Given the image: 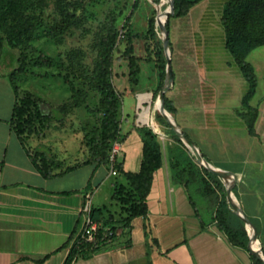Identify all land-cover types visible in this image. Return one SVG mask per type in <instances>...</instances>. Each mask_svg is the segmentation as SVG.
Listing matches in <instances>:
<instances>
[{"label":"crops","instance_id":"0c3cea01","mask_svg":"<svg viewBox=\"0 0 264 264\" xmlns=\"http://www.w3.org/2000/svg\"><path fill=\"white\" fill-rule=\"evenodd\" d=\"M229 1L202 0L186 16L169 20L172 76L169 83L165 78L162 89L167 86L164 98L175 109L169 113L171 130L187 148L178 133L196 146L205 162L221 171L210 169L223 185L224 174L233 182V206L247 217L264 262V95L252 104L258 91L256 79L255 93L248 101L252 111L244 107L250 86L226 46L222 19ZM140 41L145 43L143 37ZM149 41L151 50L161 49L156 39ZM165 55L167 59L166 50ZM138 58L137 82L129 81L126 90L135 97L132 109L138 120L145 123L143 116L147 112L149 119L161 80L153 62ZM144 71L153 82L140 90ZM15 102L12 85L0 74V264H65L90 217L86 206L108 205L115 184L124 182V177L112 176L109 165L95 163L69 173H62L68 167L60 165L52 171L56 176L44 178L28 156L32 152L11 129ZM153 128L158 129L156 122ZM143 145L138 133L127 135L115 162L125 172H137ZM162 155L164 165L155 174L148 215L118 227L115 240L73 264H251L248 254L232 247L215 223L200 217L187 176L178 173L173 159ZM112 177L119 179L111 182ZM199 220L205 224L203 231Z\"/></svg>","mask_w":264,"mask_h":264},{"label":"rangeland","instance_id":"374dc122","mask_svg":"<svg viewBox=\"0 0 264 264\" xmlns=\"http://www.w3.org/2000/svg\"><path fill=\"white\" fill-rule=\"evenodd\" d=\"M170 1H0V74L11 78L22 96L24 92H29L35 100H39L37 107L31 106V115L22 136L32 154L44 153L48 158L60 161L64 167L79 166L92 160L111 168L113 163L103 160L104 95L95 71L101 39L113 26L122 34L113 53L112 83L121 99L119 138L114 144H122L124 137L136 132L142 142L147 141L151 147L163 152L166 158L173 159L178 173L187 176L186 180L192 185L198 214L209 222L221 197L217 187L202 172L204 167L197 162L191 149L176 140L178 136L171 130L164 111L158 106L159 95L153 99L149 119L147 112L144 114L146 122L143 123L138 120L136 109H132L135 97L128 91L129 68L124 57L127 38H130L133 47L137 45L133 54L146 61L148 50L153 45L149 41L152 38L148 34L149 21L153 19L154 22L153 36L163 43L159 22L161 20L164 24L165 31ZM129 15L131 20L127 21ZM141 37L145 43L140 41ZM150 55L154 57L152 53ZM153 60L152 65L157 66V57ZM245 60L254 68L258 81L257 95L252 101L254 104L264 95V46L250 51ZM152 82V76L144 71L139 82L140 90L147 89ZM82 96L85 97L83 104L79 102ZM154 122L158 125L157 130L153 128ZM117 157L120 159V153ZM118 179L112 177L110 181ZM229 206L237 214L233 201L229 202Z\"/></svg>","mask_w":264,"mask_h":264},{"label":"trees","instance_id":"16d2710c","mask_svg":"<svg viewBox=\"0 0 264 264\" xmlns=\"http://www.w3.org/2000/svg\"><path fill=\"white\" fill-rule=\"evenodd\" d=\"M4 1V0H0ZM161 2V0H156ZM202 0H172L171 6L168 8L165 22V35L168 37V25L171 18H178L186 16L189 10ZM223 26L226 33V46L233 55L237 65L242 70L250 89L247 96L244 98L243 105L252 111L248 106V101L253 97L257 81L254 74V68L251 64L246 62V56L250 51L264 46V0H230L223 11ZM131 20V15L127 17V21ZM155 27L153 19L149 21L148 34L154 39ZM122 34L111 26L101 39V49L99 52L97 68L95 71L96 79L103 91L102 107L104 112V120L102 125L103 134V160L110 161L112 148L114 142L119 138V121L118 113L121 107L120 95L116 91L112 83L113 77V53L117 47V43L121 40ZM126 38L125 35H123ZM128 45L125 49V60L128 62L129 81L132 84L137 82V76L140 73V66L138 64L139 58L133 53V43L128 37ZM155 41L161 46L157 52L148 50L147 62L152 63L155 56L157 57V69L161 80V85L158 90H162L163 83L167 74V59L165 50L157 38ZM150 53L154 55L152 58ZM171 69V67H170ZM13 87L16 102L12 112L10 122L11 129L22 140V136L26 131V121L31 115V106H38L39 100H35L33 95L29 92H24L23 96L17 84H14L12 79L7 77ZM158 95V94H157ZM81 104L85 103V97L79 98ZM163 105L168 113H174L175 109L163 98ZM37 114L41 116L40 111ZM27 117V118H26ZM42 118L44 116H41ZM256 118V113H253L249 121V130L253 132V124ZM164 124V123H162ZM180 144L183 145L179 138H176ZM32 164L36 170L46 179L52 178V171L59 168L60 161H55L48 158L44 153L36 152L35 154L27 152ZM102 160V161H103ZM104 161L102 163H104ZM95 161L68 167L62 173H69L79 167L86 165H93ZM101 163L97 161V164ZM164 159L162 152L154 147H151L147 141H144L142 149V161L137 172H125L121 164L113 163V167L117 174L120 173L124 177V182H117L114 186L111 202L102 208H92L90 217L94 222L100 224L97 237L93 243L81 241L76 239L70 249V254L65 264H73L80 257H91L100 252L106 243L115 240L114 237L104 236L108 231L119 232L118 227H128L131 221L135 218L147 216L149 213L148 197L151 194L155 174L162 169ZM206 176L217 187V192L221 196L216 202L215 214L212 216V223H215L217 230L225 235L230 245L246 252L250 258L251 264H264L262 258L257 255V244L251 239L248 234L244 221L235 214L227 199L226 188L222 180L211 174L208 168H201ZM62 173L58 174L61 175ZM232 194H235V186L233 182H228ZM114 206L119 207V210L114 212ZM199 218V217H198ZM201 230H205V224L199 220Z\"/></svg>","mask_w":264,"mask_h":264},{"label":"water","instance_id":"95a60500","mask_svg":"<svg viewBox=\"0 0 264 264\" xmlns=\"http://www.w3.org/2000/svg\"><path fill=\"white\" fill-rule=\"evenodd\" d=\"M171 2L172 0L170 1V4H169V7L171 6ZM168 11V10H167ZM167 14V12H166ZM158 16H161L160 13H158ZM160 25H161V32H162V40H163V44H164V47H165V50H166V53H167V74H166V79H167V83L170 82V79H171V76H172V71L170 69V52H169V47H168V43H167V38H166V35H165V31H164V24L161 22L160 20ZM166 90H167V86H165L162 91L160 92L159 96H158V106L160 108H162V110L164 111L165 115H166V120L171 124H172V120H171V117L169 115V113L165 110L164 108V105H163V98H164V95L166 93ZM174 130L178 133V130L176 128H174ZM178 135L180 136V138H182L185 142V144L188 146V148L191 149L194 157L196 158L197 162L200 164V166H203L204 168H208V169H212L214 171H217L219 173H221L220 170L216 169V168H213L212 166H210L207 162H205L202 157L200 156L197 148L195 145H193L190 141H188L183 135H181L180 133H178ZM228 178L227 176L224 174V186L226 188V192H227V198H228V201L231 202L233 201L234 202V197L232 195V192L229 188V185H228ZM237 214L238 216L244 221V224H245V228L248 232V234L250 235L251 239L255 241V243L258 245V240L252 235L251 231H250V228H249V223H248V219L247 217L244 216V214L239 211L238 212V208H237ZM261 254V248L258 247L257 248V255L261 258L260 256Z\"/></svg>","mask_w":264,"mask_h":264},{"label":"built area","instance_id":"2783aa9c","mask_svg":"<svg viewBox=\"0 0 264 264\" xmlns=\"http://www.w3.org/2000/svg\"><path fill=\"white\" fill-rule=\"evenodd\" d=\"M120 150H121V144L120 143H115L113 145L112 153H111V156H110V161L112 163L115 162L117 155L120 153ZM111 174L112 175H117V172H116V170L114 169L113 166L111 167ZM85 209H86L85 211L88 214H90L91 209H90L89 204L86 206ZM99 228H100V224L97 223V222H94L91 219V217H89L85 221L83 229H82V231L80 232V234L78 236V239H80L81 241L93 243L95 241L96 237H97V233H98ZM117 235H118V233H116L114 231H108L107 234L104 237L105 238L114 237V236L116 237Z\"/></svg>","mask_w":264,"mask_h":264},{"label":"bare ground","instance_id":"6f19581e","mask_svg":"<svg viewBox=\"0 0 264 264\" xmlns=\"http://www.w3.org/2000/svg\"><path fill=\"white\" fill-rule=\"evenodd\" d=\"M159 110V109H158Z\"/></svg>","mask_w":264,"mask_h":264}]
</instances>
